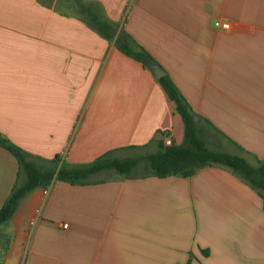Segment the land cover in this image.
<instances>
[{
	"label": "crops",
	"instance_id": "0c3cea01",
	"mask_svg": "<svg viewBox=\"0 0 264 264\" xmlns=\"http://www.w3.org/2000/svg\"><path fill=\"white\" fill-rule=\"evenodd\" d=\"M120 40L170 77L210 150L264 160V0H0V134L40 166L181 144L174 103ZM17 173L0 148V207ZM188 263L264 264L262 201L225 167L54 180L0 226V264Z\"/></svg>",
	"mask_w": 264,
	"mask_h": 264
},
{
	"label": "trees",
	"instance_id": "16d2710c",
	"mask_svg": "<svg viewBox=\"0 0 264 264\" xmlns=\"http://www.w3.org/2000/svg\"><path fill=\"white\" fill-rule=\"evenodd\" d=\"M93 22L97 26H103L96 20ZM117 44L124 55L140 62L144 67H147L149 62H154L142 48L134 51L122 40ZM157 81L174 103L176 112L182 120L184 133L183 141L179 145L172 143L165 146L161 141L154 153L117 158L113 152H107L90 163L77 165L61 162L56 156L40 166L29 154L0 134V148L9 152L18 164L16 182L0 207V226L11 219L20 201L31 191L37 188L46 189L54 180L70 185L88 184L95 176L107 171L123 178H132L137 174L142 177L188 178L198 169L221 166L229 169L254 189L264 209V160L257 166H252L241 157L210 150L198 135L188 104L170 77L164 75ZM201 252L204 256L208 255L205 250Z\"/></svg>",
	"mask_w": 264,
	"mask_h": 264
},
{
	"label": "water",
	"instance_id": "95a60500",
	"mask_svg": "<svg viewBox=\"0 0 264 264\" xmlns=\"http://www.w3.org/2000/svg\"><path fill=\"white\" fill-rule=\"evenodd\" d=\"M147 67L155 79H159L165 75L164 70L156 62H149Z\"/></svg>",
	"mask_w": 264,
	"mask_h": 264
},
{
	"label": "built area",
	"instance_id": "2783aa9c",
	"mask_svg": "<svg viewBox=\"0 0 264 264\" xmlns=\"http://www.w3.org/2000/svg\"><path fill=\"white\" fill-rule=\"evenodd\" d=\"M214 27L217 29H221L223 31H229L230 30V25L226 22H221V21H216L214 23ZM171 144H172V141L168 138L164 141L165 146H170Z\"/></svg>",
	"mask_w": 264,
	"mask_h": 264
}]
</instances>
